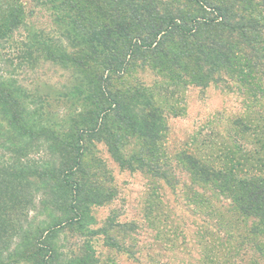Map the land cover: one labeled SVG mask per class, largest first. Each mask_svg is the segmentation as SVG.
I'll use <instances>...</instances> for the list:
<instances>
[{
  "label": "trees",
  "instance_id": "trees-1",
  "mask_svg": "<svg viewBox=\"0 0 264 264\" xmlns=\"http://www.w3.org/2000/svg\"><path fill=\"white\" fill-rule=\"evenodd\" d=\"M40 12L51 30L31 23ZM48 67L67 73L61 92L70 107L67 121L57 122L54 99L42 91ZM143 72L186 87L235 80L248 96L264 98V0H0V264L13 239L26 244L9 252L12 263L53 264L47 258L53 247H40L45 236L65 226L101 231L92 228L93 211L113 193L95 192L89 183L87 143H103L123 170L169 182L156 165L167 115L156 103L158 82L134 81ZM256 113L258 123L251 111L230 122L233 146L214 162L192 153L183 162L196 182L253 220L249 232L259 236L264 111ZM50 141L60 146H48L53 159H32ZM134 142L139 151H132ZM36 211L46 220L34 228L26 222Z\"/></svg>",
  "mask_w": 264,
  "mask_h": 264
},
{
  "label": "rangeland",
  "instance_id": "rangeland-1",
  "mask_svg": "<svg viewBox=\"0 0 264 264\" xmlns=\"http://www.w3.org/2000/svg\"><path fill=\"white\" fill-rule=\"evenodd\" d=\"M31 23L40 29L53 28L45 12L33 17ZM43 74L42 91L51 94L54 112L67 121L70 107L61 96L68 85L67 73L48 67ZM133 78L148 85L158 82L153 92L158 107L167 115L168 131L161 144L162 161L156 165L167 171L169 182L166 176L153 177L144 170H123L103 143H87L89 183L95 192L105 195L112 191L113 199L94 208L97 224L92 228L101 227L98 235L65 226L56 235L45 236L40 247L55 250L47 258L53 264H264V232L251 234L254 221L242 217L227 196L196 182L183 162L184 153L206 161L218 159L235 140L229 135L230 122L251 111L252 121L258 123L256 112L264 111V98L248 96L235 80L203 88L186 87L184 82L149 72ZM59 118L57 122H61ZM53 143L36 148L39 154L32 159L40 155L53 159L48 151ZM134 145L132 151H139ZM38 213H32L26 223L35 228L45 221ZM109 219L113 222L106 224ZM20 242L26 244L13 239L11 254ZM9 252L3 254L2 264L36 263H12L15 258L8 260Z\"/></svg>",
  "mask_w": 264,
  "mask_h": 264
}]
</instances>
